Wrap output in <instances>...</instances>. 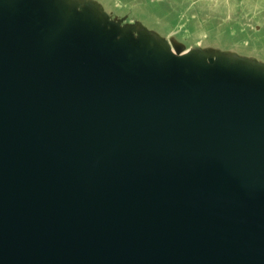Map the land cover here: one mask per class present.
I'll list each match as a JSON object with an SVG mask.
<instances>
[{"label":"water","instance_id":"obj_1","mask_svg":"<svg viewBox=\"0 0 264 264\" xmlns=\"http://www.w3.org/2000/svg\"><path fill=\"white\" fill-rule=\"evenodd\" d=\"M0 264H264V0H0Z\"/></svg>","mask_w":264,"mask_h":264}]
</instances>
